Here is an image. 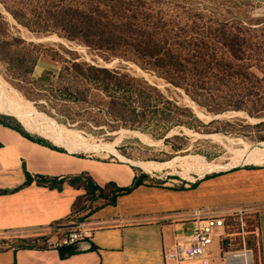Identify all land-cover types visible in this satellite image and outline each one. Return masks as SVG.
<instances>
[{
	"label": "trees",
	"instance_id": "obj_1",
	"mask_svg": "<svg viewBox=\"0 0 264 264\" xmlns=\"http://www.w3.org/2000/svg\"><path fill=\"white\" fill-rule=\"evenodd\" d=\"M0 4L18 24L32 32L57 33L105 62L121 58L167 86L164 91L157 81L132 75L125 68L86 62L77 52L62 46L57 50L11 37L3 29L6 23L0 13V62L6 65L9 76L22 85L19 89L28 99L35 98L32 92L36 90L46 92L42 97L49 101L50 109H43L48 114L54 110L63 117V123L93 134L122 128L138 131L163 140L173 153L187 150L188 138L183 131L166 138L179 128L199 134L243 135L236 126L247 123L246 118L212 119L206 123L193 109L168 94L175 89L205 114L234 111L263 120L245 127L257 129L252 140L264 141V17L233 12L207 14L183 0H0ZM41 59L52 66L33 80L31 76ZM55 66L58 71L51 69ZM4 109L0 105V123L34 140L25 129L34 132L12 113L20 123L7 116L11 114ZM37 141L65 152L44 139ZM263 168H237L173 189H194L202 181L227 173ZM148 178L136 175L125 188L114 183L102 188L86 175L73 177L70 182L84 188L88 202L104 200L109 205L140 186H151L146 182ZM36 180L39 185H60L48 177L38 176ZM26 183L30 184L31 179ZM44 240L20 239L10 247L37 248ZM58 251L62 258L76 253L74 247Z\"/></svg>",
	"mask_w": 264,
	"mask_h": 264
},
{
	"label": "crops",
	"instance_id": "obj_2",
	"mask_svg": "<svg viewBox=\"0 0 264 264\" xmlns=\"http://www.w3.org/2000/svg\"><path fill=\"white\" fill-rule=\"evenodd\" d=\"M31 137L34 140L0 123V236L31 234L54 224L66 229L77 218L90 223L94 234L65 258L43 243L32 249L9 246L0 251V264H202L201 258L165 260L164 254L193 231L192 211L242 206L255 211L256 235L250 243L257 251L254 263L264 264V168L227 173L194 189L140 186L113 204L100 200L95 207L84 188L70 180L86 175L102 188L109 183L125 188L137 175L132 166L61 152ZM38 176L60 185H39ZM205 259L207 264H225L219 239L207 249Z\"/></svg>",
	"mask_w": 264,
	"mask_h": 264
},
{
	"label": "rangeland",
	"instance_id": "obj_3",
	"mask_svg": "<svg viewBox=\"0 0 264 264\" xmlns=\"http://www.w3.org/2000/svg\"><path fill=\"white\" fill-rule=\"evenodd\" d=\"M168 1L175 3L179 0ZM183 3H192L197 8L204 9V12L207 14L216 12L217 14L227 15V13L233 12L245 13L246 15L255 18L264 17V0H183ZM0 13L4 17L6 23L3 29H5L6 33L11 37H20L27 43L46 45L57 50L62 46L69 51L77 52L81 59L86 62L104 65L108 68H125L124 70L131 73L132 75L144 77L153 83L157 81L154 76H151L149 73L144 72L135 64L127 62L121 58L115 57L110 62H105L96 53L89 52L87 48L68 41L67 39L59 36L57 33H52L49 31L43 33L32 32L26 27L18 24L11 17V15H9L4 10L1 4ZM63 55L66 59H71L69 54L63 53ZM50 66L52 65H50L47 60L41 59L37 63L31 78L33 80H37ZM51 69L58 71L56 66L51 67ZM0 82L4 85H7L11 89V95L24 100L29 105L31 104L33 111L37 114V117L50 124L56 131L60 132L61 134H68L81 139H86L91 142L103 143L108 146L109 149L115 150L118 155L122 157V159L111 153L109 149L93 152L71 151L64 146L55 144L47 138L36 134L34 131V133H30L25 130L31 136L44 139L53 146L63 149L65 152H71L83 158L98 159L109 163H126L129 165L133 163L136 165L144 163H156L158 166L149 170L133 167L136 169L135 173L137 175H148L149 178L146 180V182L151 186L165 185L166 187L177 189L188 186L190 183H196L209 175L225 173L237 168L264 166V161H258V163L253 162L249 164L241 161V159L248 152H255L259 150L261 146H264V141L252 140V137H255L258 133L257 129L245 127L246 125L253 126L263 120L248 118L245 117L244 113L234 111H226L218 115L205 114L193 101H191L186 95H184V93L179 90L171 89V92L168 94L178 100L179 103L185 104L186 106L193 109L195 114L206 123L210 122L212 119H230L233 117H239L243 119L246 118L247 123L236 126L238 130L242 131L243 135H229L224 133L199 134L185 128H179L170 131L166 138L178 135L180 134V131H183V135L187 136L188 138L187 150L173 153L170 149V146L166 145L163 140H154L148 135L138 131L122 128L113 132L107 131L105 134H93L76 129L74 125L63 123L61 121L63 120V117L57 114L54 110L48 114L43 109L44 107L50 109L49 101L42 97L44 94H46V92L41 90V92H39V90H36L32 92L35 98L28 99L19 89V87L22 85L17 80H14L9 76L6 65L1 62ZM158 83L159 88L163 90L167 87L161 82ZM23 87L25 86L23 85ZM13 118L18 122L15 117ZM261 132L264 133V129H262ZM108 136H110L112 139L107 138ZM123 152H125V154ZM200 161L213 163L216 169L210 170L208 172L197 170ZM163 165L165 166L162 167ZM98 203H100V200H97L96 203H94V206L96 207ZM89 205L91 207L93 206L92 203ZM85 207L88 209V203ZM76 221L84 220L82 218H77ZM40 234L41 231H36L31 234L0 236V250H4L12 244H18L20 239H34L42 237ZM215 239L217 238H214V241ZM251 249L253 251V258L255 262L257 251L254 247H251Z\"/></svg>",
	"mask_w": 264,
	"mask_h": 264
},
{
	"label": "built area",
	"instance_id": "obj_4",
	"mask_svg": "<svg viewBox=\"0 0 264 264\" xmlns=\"http://www.w3.org/2000/svg\"><path fill=\"white\" fill-rule=\"evenodd\" d=\"M194 229L171 250L165 260L181 263L187 259L201 258L207 264L205 254L214 238L219 239L221 258L225 264H255L250 242L255 237V211L242 206L236 209H199L191 212ZM94 227L87 221H74L71 227L54 224L41 231L43 245L50 250L74 247L92 239Z\"/></svg>",
	"mask_w": 264,
	"mask_h": 264
},
{
	"label": "bare ground",
	"instance_id": "obj_5",
	"mask_svg": "<svg viewBox=\"0 0 264 264\" xmlns=\"http://www.w3.org/2000/svg\"><path fill=\"white\" fill-rule=\"evenodd\" d=\"M0 102H1L0 105L3 106L7 111L12 113L26 128L34 131L36 134H39L47 138L48 140L52 141L55 144L70 149L71 151L73 150V151L93 152V151L109 149V147L103 143L91 142L86 139H81L68 134H61L60 132L56 131L50 124L37 117V114L33 111V107L31 106V104L29 105L24 100L11 95V89L7 85L2 84L1 82H0ZM109 151L115 154L116 156H118L120 159H122V157H120L115 150L109 149ZM241 161L248 164L253 162L258 163V161L263 162L264 146H261L260 149L255 152H248L241 159ZM133 165L136 164L133 163ZM136 166L144 170H149L151 168L157 167L158 164L144 163V164H138ZM164 166L165 165H163L162 167ZM214 169L216 168L213 163H208L204 161H200L199 166L197 167V170H201L204 172H208Z\"/></svg>",
	"mask_w": 264,
	"mask_h": 264
},
{
	"label": "water",
	"instance_id": "obj_6",
	"mask_svg": "<svg viewBox=\"0 0 264 264\" xmlns=\"http://www.w3.org/2000/svg\"><path fill=\"white\" fill-rule=\"evenodd\" d=\"M5 115V114H4ZM7 116H12V115H7ZM12 117H14V116H12ZM19 122V121H18ZM131 166L132 167H137L136 165H133V164H131Z\"/></svg>",
	"mask_w": 264,
	"mask_h": 264
}]
</instances>
